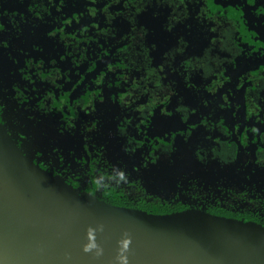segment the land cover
I'll use <instances>...</instances> for the list:
<instances>
[{
    "label": "flooded vegetation",
    "instance_id": "flooded-vegetation-1",
    "mask_svg": "<svg viewBox=\"0 0 264 264\" xmlns=\"http://www.w3.org/2000/svg\"><path fill=\"white\" fill-rule=\"evenodd\" d=\"M256 1L259 3L257 4ZM216 2L217 0H0V30L1 27L11 29L9 32L0 33V54L22 59L25 71L21 74L19 82L13 85L25 89H37L34 98L47 124V106L42 100L44 92L53 89L56 98L65 96L63 102L59 101L62 108L59 114H63L72 122L77 120L78 114L80 117L78 102L83 100L84 91L87 90L89 96L97 87L98 77L108 85L112 81L115 86H121L123 81L115 79L110 69L124 67L126 72L134 71L126 66L124 54L121 52L134 37L130 31L133 30L132 17H135L136 24L140 25L143 36L140 38L145 41L150 54L149 70H146V66L138 68L142 71L141 78L148 87L153 84L148 79L152 68L164 76L173 74L174 69L185 71L186 75L183 78L198 84L208 79L212 72H220L226 76L235 70L256 71V75L253 74L251 79L235 84L233 96L237 105L238 127L233 130L230 126L228 132L224 131V136L220 134L221 131H214L211 124H208V127L204 126L206 120H204V110L207 108L205 104L215 106L218 101L215 92L224 86V83H220V79L199 85L198 94L193 101H184L176 92L154 103L150 99L148 90L141 91L135 99L124 105L120 113V115L129 113L120 121L126 134L134 131L137 120L146 117V129L139 145L142 146L143 154L154 157V161L158 153L171 149L174 151L177 137L179 141L183 136L188 139L194 131L195 133L197 131L204 132V135H199L197 139L211 141L210 150L213 154L201 150L197 142L192 149L197 148L196 150L200 151L203 157L210 155L208 160L195 156L199 161H218L231 165L241 163L242 166H238L241 173L252 169L250 172L252 174L257 168L255 166L257 154H254V165L250 160H242L240 149L243 148L242 143L246 140L245 132L250 113L247 108H251L249 92L255 94L253 98L256 100H258L256 95L261 96L264 92V90L258 92L256 87L251 88L254 80L260 81L258 84L264 80V49H261L264 47V9L261 10L264 0H253L254 5L246 11L244 17H240L239 11L232 10L228 4L216 5ZM13 21L17 24L19 32L14 30ZM69 30L72 34L70 38L67 34ZM97 30L100 32L96 33ZM124 33L129 34L124 35ZM77 34L80 36L77 37ZM258 36L262 38V47L257 50L253 61L243 60L244 65L241 67L239 65L241 50ZM13 41L18 42L14 47ZM2 45H5V48L1 49ZM78 47H83L81 53H75ZM68 50L71 51L70 54ZM60 55H63V60H59ZM71 58L73 63L69 65L65 61ZM38 59L43 61L41 63L43 68L49 66V70H52L51 67L62 66V69H67V77L63 76L57 80L64 83L59 91L57 87L51 86L49 81L39 80L34 84L31 83L32 74L38 70L36 65L33 67V63H38ZM100 61H103L101 69L86 78L94 65ZM241 97L246 114L244 125L241 126L242 131L239 128ZM227 98L225 102L232 107L230 95ZM141 104H144L142 110L138 108ZM174 105H180L183 111L172 110ZM165 108L169 109L168 114L163 113ZM191 108L194 109L193 112L189 111ZM195 119H198L197 123H193ZM41 128V133L62 147L66 153V149L51 135L44 134ZM166 128L175 131L174 137L169 142L158 140L160 131ZM217 135L220 137L219 140H213V136ZM75 140L88 160L84 132H80ZM253 147L255 145H252ZM260 173L264 174L261 171Z\"/></svg>",
    "mask_w": 264,
    "mask_h": 264
},
{
    "label": "water",
    "instance_id": "water-1",
    "mask_svg": "<svg viewBox=\"0 0 264 264\" xmlns=\"http://www.w3.org/2000/svg\"><path fill=\"white\" fill-rule=\"evenodd\" d=\"M90 227L97 247L85 252ZM126 237L130 244L120 252ZM118 255L127 264H264V226L198 210L153 214L99 201L22 153L0 123V263L120 264Z\"/></svg>",
    "mask_w": 264,
    "mask_h": 264
},
{
    "label": "trees",
    "instance_id": "trees-1",
    "mask_svg": "<svg viewBox=\"0 0 264 264\" xmlns=\"http://www.w3.org/2000/svg\"><path fill=\"white\" fill-rule=\"evenodd\" d=\"M24 71L20 57L0 54V116L12 143L44 168L85 194L111 205L153 214L198 210L264 226V174L257 168L244 177L237 165L201 162L194 157L192 148L186 147L180 153L178 171L166 170L165 185L159 188L158 183L153 184L146 176H141V171L129 170L126 163L112 153L104 155L101 152L102 143L96 131L104 118L93 106L88 110L89 118L81 124L76 121L73 130L76 136L84 132L88 160L79 147L82 159L71 153L76 163L72 165L64 149L41 133L40 128L46 120L34 98L37 89L13 85L19 82ZM242 146V160H250L255 165L252 144L245 140ZM171 157L169 151L160 152L155 163L172 168L176 162H171ZM220 169H228L242 183L232 186L214 178L212 175Z\"/></svg>",
    "mask_w": 264,
    "mask_h": 264
},
{
    "label": "rangeland",
    "instance_id": "rangeland-1",
    "mask_svg": "<svg viewBox=\"0 0 264 264\" xmlns=\"http://www.w3.org/2000/svg\"><path fill=\"white\" fill-rule=\"evenodd\" d=\"M256 2L257 4L259 3L258 1ZM224 3L228 4L232 10L239 11L240 17H244L246 15V11L250 10L251 6L254 5L253 0H217L216 5H223ZM261 5L263 6V3ZM263 9L264 6L261 10ZM131 24L133 26V30L130 31L134 37L128 41V44L122 48L121 52L124 54V61L126 66L130 69H133L134 71L126 72L124 67H113L110 69V72L113 73L115 79L123 81L121 86L118 85L119 88L117 85L115 86V83H112V81H110V84L108 85L107 82H102L101 77H98L96 82L97 87L95 88V90H93V92L89 96L87 94V90H85L83 100L78 102L80 119L74 120L72 122L70 119H66L63 114H59L62 109L59 105V101L63 102L65 96L56 98L55 91L52 92L53 89L49 90L46 93L44 92V95H42V100L44 101V105L47 106V108H45L48 111V113L46 114L48 124L43 123L44 126L41 129L44 134L51 135L66 149V156L68 160L72 165H75L76 163L73 160L74 158H72L71 153L73 156L76 155L77 157H81V150L78 146L77 141L75 140L77 138V134H72L73 127L76 121L77 123L81 124V121L84 120V118L85 120L89 118V115H87L88 110H90V106L93 105L94 109L101 111V116L104 118L101 128H98L96 131V135L102 143L100 147L101 152L104 155H109L112 153L113 157L122 160L124 164L126 163L129 170L134 171L135 169H137L141 171V176H146V179H149L153 184L158 183V187L160 188L161 186L165 185L164 178L165 176H168V174H165V171L168 169H172L174 170V172L178 171L177 166L181 162L179 158L180 153L183 152L186 147L193 148L192 145L197 144L196 139L199 137V135H204V132L199 133L196 131L195 133L194 131L191 134V137H188L187 139L183 136L184 138L182 137L180 141L177 137L175 139V146L173 145L174 151L172 149L169 151V153H171L172 155V157L170 158L172 159L171 162L175 161L176 163L172 166V168L165 167L163 164L161 165L155 163L154 157L144 155L142 146L139 145L140 139L143 138V135L145 133L146 117L135 122L134 131H130V133L128 134L124 132L125 128L123 127V125H121L120 121L122 120V118H126L129 115V113L120 115L124 105L135 99L136 96L144 90H148L150 92V99L154 103L159 102L162 98L164 99L165 97L171 95V93L176 92H178L183 97L184 101H193V98H195L198 94V87H200L199 85L202 86L211 83L216 79H220V83H224V86H221V88H219L218 91L215 92L218 96V101L216 102L215 106L209 103L205 104L207 108L204 110V120L206 119L204 126L208 127V124H211V128L214 129V131H221L220 134L224 136V131L228 132L230 126L233 130H236L238 127L236 110L237 105L235 104V96H233L236 88L235 84L248 78L251 79V76L256 75L257 72L235 70L229 75L226 74V76H223L220 72H216L218 74L212 72L209 75L208 79H205L200 84H198L195 82H189L187 79H184L183 76L186 75L185 71L174 69L173 74L164 76L161 72L155 70V68H152L149 71L148 79H150L153 84L148 87V85L145 84V80L143 81L141 78L142 71H140L138 68L146 66V70H149L148 60L150 59V54L148 53L145 41L140 38L143 36L140 30V25L136 24L135 17H132ZM12 25L14 27V30L19 32L15 21L12 22ZM66 29L68 30V28ZM4 31L9 32L11 31V29L9 30L5 27H1L0 33ZM98 31L100 32V30H97L95 32L98 33ZM67 34L69 38L72 35L70 30ZM126 34L127 33H124V35ZM261 39L262 38L258 36L251 43H249V45L247 44L246 47L241 50V53L239 55V59L241 60L239 65L241 67L244 65L242 63L243 60L245 62L253 61L257 50L263 45L261 43ZM5 40L7 41L6 38ZM17 43V41H13L12 46L14 47L15 45H17ZM4 46L5 45H2L1 49L5 48ZM261 49L263 50L264 47ZM82 50L83 47H78V51L75 53H81ZM70 53L71 51L68 50V54ZM79 58H81V56H79ZM63 59V55H60L59 60ZM37 61L38 63H33V67L36 65V69L38 70H35V72L32 74L31 83L34 84L39 80L49 81L51 86L53 85L54 87H57V91H59V88L64 83L57 82V80L63 76L67 77V69H62V66H54L51 67L52 70H49V66L46 68L41 67V63L43 62L41 59H38ZM65 62L71 65V63H73V59H66ZM105 79L107 80V77ZM259 82L260 81L254 80L251 85V88L256 87L258 92L264 90V80L261 81V84H258ZM89 89L90 88H88V90ZM228 95H230L229 100L230 104L233 105L232 107H230L225 102L228 99ZM253 95L255 94H251V92H249L251 108H247L250 113L248 116V126L245 134L247 142L255 145V147L252 148V152H255L254 154H257L256 167L258 170L264 173V92L261 93V96L260 94L256 95L258 100H256V98L254 99ZM138 108L142 110L144 108V104H141ZM174 109L178 112L183 111V108H180V105H174L172 110ZM189 111L193 112L194 109L191 108ZM55 113H57V115H55ZM163 113L168 114L169 109L165 108L163 110ZM197 122L198 119L193 120V123ZM174 132L175 131L170 128L162 129L160 131L158 140L162 139L165 142H169L171 138L174 137ZM69 133H71V135ZM219 138V135L213 136V140L215 141L219 140ZM197 140V146H200L201 150L211 155V141L205 139L204 141H202L203 139ZM196 149L191 150L194 152L195 156H197L198 158H203L205 160L209 159L210 155H207V157H203L202 153ZM240 165L241 163H238L237 167ZM251 171L252 169L244 172L242 175H244V177L249 176ZM212 176H215L214 178H217L220 181L232 186L240 185L242 183L239 177H237V175L231 174L228 169H220V171L216 172V174Z\"/></svg>",
    "mask_w": 264,
    "mask_h": 264
},
{
    "label": "clouds",
    "instance_id": "clouds-1",
    "mask_svg": "<svg viewBox=\"0 0 264 264\" xmlns=\"http://www.w3.org/2000/svg\"><path fill=\"white\" fill-rule=\"evenodd\" d=\"M88 231H89L90 239L92 240V242L84 246L83 250L85 252H88L89 250L97 247V245L94 243V240H95V236H94L95 229L90 227ZM118 243L120 244V252H123V251L128 249V246L130 244V239L126 237V238L120 240ZM116 259L120 262V264H127V258L125 256H123V255H118L116 257Z\"/></svg>",
    "mask_w": 264,
    "mask_h": 264
},
{
    "label": "bare ground",
    "instance_id": "bare-ground-1",
    "mask_svg": "<svg viewBox=\"0 0 264 264\" xmlns=\"http://www.w3.org/2000/svg\"><path fill=\"white\" fill-rule=\"evenodd\" d=\"M4 228H7L8 230H11V231H15V230H13V229L7 227V226H4ZM40 228H41V227H40ZM41 229H42V228H41ZM42 230H43V229H42ZM46 233H47V232H44V231H43V236H45ZM28 235H29V234H28ZM18 237H19L20 239H22L19 233H18ZM68 248H70V247H68ZM0 264H1V263H0Z\"/></svg>",
    "mask_w": 264,
    "mask_h": 264
},
{
    "label": "snow or ice",
    "instance_id": "snow-or-ice-1",
    "mask_svg": "<svg viewBox=\"0 0 264 264\" xmlns=\"http://www.w3.org/2000/svg\"><path fill=\"white\" fill-rule=\"evenodd\" d=\"M0 123H2V121H0Z\"/></svg>",
    "mask_w": 264,
    "mask_h": 264
}]
</instances>
